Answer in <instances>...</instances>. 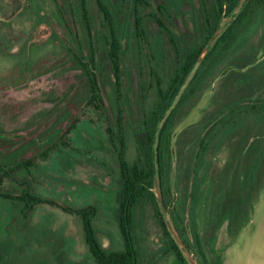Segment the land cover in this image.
Masks as SVG:
<instances>
[{"label": "rangeland", "instance_id": "obj_1", "mask_svg": "<svg viewBox=\"0 0 264 264\" xmlns=\"http://www.w3.org/2000/svg\"><path fill=\"white\" fill-rule=\"evenodd\" d=\"M103 1L120 42L125 96L119 105L108 58L107 27L95 0H0V134H23L16 140L0 138V173L8 172L0 179V191L13 196L0 198V264H95L86 250L80 218L48 204L35 205L25 215L19 201L25 189L62 207H94L93 226L101 247L123 248L113 220L117 144L113 146L107 129L117 134L119 108L124 159L133 163L137 153L132 128L160 104L157 87L164 90L174 71V43L182 56L196 47L202 41L203 11L212 10L211 0H144L136 12L142 34L134 37L130 1ZM75 18L85 54L88 32L92 33L103 98L98 109L82 107L87 80L78 65L84 61L78 53ZM244 23L235 42L178 107L169 132L171 136L182 133L168 147L178 150L177 157L168 153L162 160L166 214L200 264L220 260L224 264H263L264 113L234 108L223 121L237 122L233 135L238 144L221 142L222 130L206 153L213 169L200 160L193 166L197 183L191 199L186 181L191 169L188 154L193 148L188 140L194 143L205 121L239 101L264 98V2ZM74 117L79 121L63 139L66 145L59 144L47 157L34 160L29 170H9L36 155L41 150L36 142L60 127L64 118ZM235 151L239 157L231 158ZM150 190L152 197H146L134 211L133 247L140 264H175ZM193 230L202 256L192 239ZM249 249L252 258L247 261Z\"/></svg>", "mask_w": 264, "mask_h": 264}, {"label": "trees", "instance_id": "obj_2", "mask_svg": "<svg viewBox=\"0 0 264 264\" xmlns=\"http://www.w3.org/2000/svg\"><path fill=\"white\" fill-rule=\"evenodd\" d=\"M130 1V10H132L133 24H132V36L140 37L142 30L140 28L141 18L136 16V12L139 7L144 5V0H129ZM99 11L102 14V18L106 23L107 32H108V58L112 68V73L114 77V94L117 104L122 100L123 93L121 90V67H120V42L118 41L117 34L115 31V26L113 24L111 15L105 6L103 0H95ZM211 11L204 9L201 28L202 32L201 37L202 41L196 45V47L190 48V50L181 55L179 49L175 45L174 41V52L173 57L175 60L174 71L170 76L169 83L167 84L164 90L161 89V86L157 87V91L160 98V104L154 112L150 114L148 119H143L141 124L134 125L132 128V137L136 146L137 157L135 161L131 164L124 159V139L123 132L120 120V110L117 109L116 114V131L117 134L113 135L111 128L107 129L109 134L110 141L114 144H117L115 148V155L118 165V176L116 178V194L115 202L116 208L113 213V220L115 221L117 228L120 232L123 248L121 250H105L101 247L95 230L93 226V220L95 217L96 209L94 207H86L83 209H70L62 207L59 204H56L54 201L47 198L40 197L30 191V189H25L22 194L19 196V201L22 203L21 211L26 215L33 206L38 204H48L60 208L62 211L67 213H73L80 218L81 231L83 239L85 242L86 250L90 254L93 262L95 264H140L139 254L136 249L133 247V238L134 235H131V228L133 227V218L134 211L138 204H141L146 197H152V192L150 189L154 188V176H153V150L152 143L154 139V132L157 129V125L163 117L165 111L168 109L174 95L177 94L180 85L184 82L186 76L190 72L195 60L197 59L198 54L200 53L202 47L208 43L210 39L213 38L212 42L208 46V50L200 65L193 74L191 80L188 82L187 87L184 89L180 95L178 101L174 107L170 110L169 115L165 119L161 129L158 131V145L156 148V162L158 164V177L160 181V190L162 195V205L165 212H167L166 203L164 200L163 193V158L164 154H171L169 151L170 145V128L176 114L178 107L186 100L189 96H192L200 83L205 79L209 73L212 66L218 60L219 56L226 51L238 38L240 33L244 30L246 18L252 17L255 12L260 9L264 0H244L238 13L233 14L234 9L239 3V0H211ZM159 9V7H158ZM73 17L76 16L75 10L72 9ZM85 19V14H83ZM227 18H230L228 22H225ZM156 22L161 26L159 17H156ZM221 27L219 34L216 37L214 33ZM74 28L75 34L78 42V53L82 57V61H78V65L83 69L85 77L87 80V93L85 95L82 107H92L98 109L99 105L103 103L102 93L100 82L95 67V52L94 46L92 45V35L88 32L87 45V54L83 49V37L80 31V27L77 23V18L74 19ZM91 40V42H90ZM170 40V38H169ZM85 48V47H84ZM242 106L249 108H241L246 110L248 113L263 112L264 113V98L257 99L253 98L252 100H243L239 101L236 104H232L230 108ZM220 112V111H219ZM65 119V118H64ZM63 119V122L60 127L56 128L54 132H50L45 137L41 138L36 142L38 149H41L36 155L32 156L30 159H26L13 168H10V171L24 168L29 170L31 166L34 165L37 158L47 157L51 151L56 149L59 144L66 145L63 142L65 136L72 130L79 119L77 117ZM216 118H212L214 121ZM23 134L19 132H5L0 134V138L6 140H16L22 138ZM116 141V142H115ZM45 146V147H44ZM44 147V148H43ZM7 166V165H4ZM1 167V168H4ZM169 168V163H168ZM7 170V169H6ZM5 169L2 170L4 173H0V179L3 176H7L8 172ZM1 183V180H0ZM0 198L3 199H13V196L7 192L0 191ZM154 209L156 216L159 219V223L162 226L163 235L169 240V250L174 252V262L175 264H188L186 259L183 257L180 249L177 247L172 237L168 233L159 213L156 203H154ZM175 228V227H174ZM179 238L183 241L186 248L191 253L187 243L183 239L181 232L175 228ZM185 229H183L184 232ZM192 239L196 245L198 253L202 256V251L198 242V235L195 230L192 231ZM167 243V244H168ZM168 251V249H166ZM198 264H200L197 261Z\"/></svg>", "mask_w": 264, "mask_h": 264}, {"label": "flooded vegetation", "instance_id": "obj_3", "mask_svg": "<svg viewBox=\"0 0 264 264\" xmlns=\"http://www.w3.org/2000/svg\"><path fill=\"white\" fill-rule=\"evenodd\" d=\"M91 35H92V33H91ZM169 42L171 44L172 43V39H170ZM122 88L123 87H122V76H121V90H122L123 97H124L125 94H124V90ZM239 107L240 108H249V107H242V106H239ZM234 108H237V107L235 106ZM234 108H230V107L229 108H224L220 112L219 111L216 112V114H215L216 115L215 116L216 119L214 121H212L211 119H208V120L205 121L204 125L201 128V131L198 132V134L200 133V135H198V136H196L194 138V143H191V138L188 140V144H193V148L189 150V154H188L189 155V163H190L189 166L191 168L190 171H189V175H188L189 181H188V177L186 179L187 186H188L187 187L188 197L190 199L193 197L192 189L194 187L193 184L196 182L195 175L197 174L196 170L193 169V166H197L195 162H198L200 160V163L205 161V162L202 163V165L203 164L207 165L209 167L208 168L209 170L213 169V168H211L213 166L211 164V161L208 162V160H207L206 153L211 150L210 149V145H211V143L214 142L216 136L220 135L222 130H225V134L224 135L221 134L220 137H219L220 141L221 142H230V144L233 143L235 145L238 144L237 143L238 139H236V137L233 135V132L236 129L237 122H235L233 120L223 121L224 117L229 116V114L234 112V110H235ZM228 129H231V131L226 132ZM180 133H182V130H180L178 132H174L172 134V136H171L172 138L170 137V142L174 143L175 140H177L179 138L178 134H180ZM192 133H193V131H192ZM231 136H233V137H231ZM174 145H175V143H174ZM191 150H192V152H191ZM247 150H249V148H246V151ZM177 151L178 150H176V149H175V151H174V149L173 150L170 149L171 155H172V157L174 159L177 157V153H178ZM190 155H191V159H190ZM230 156H231V158L239 157L237 152H236V154H233V156H232V154H230ZM219 169H217V170L214 169V170L216 172H222ZM197 171H198V174H199V170H197ZM251 178H252V175H251ZM237 188H239V189L241 188V187H239V184L237 185ZM187 203L190 204V201H187ZM198 242H199V240H198ZM263 256H264V253L262 254V257ZM262 257H261V260H262V262L264 264V258H262ZM251 258H252V256L250 254V249H249L248 252L246 253V260L248 261V259H251ZM195 260H196V258H195ZM196 262H197V260H196ZM216 264H224V262H223V260H220Z\"/></svg>", "mask_w": 264, "mask_h": 264}, {"label": "water", "instance_id": "obj_4", "mask_svg": "<svg viewBox=\"0 0 264 264\" xmlns=\"http://www.w3.org/2000/svg\"><path fill=\"white\" fill-rule=\"evenodd\" d=\"M244 0H239L238 5L236 6V8L233 11V14H236L239 12L242 4H243ZM230 20V18H227L225 20V22H228ZM223 24H221L220 28L214 33L213 37H216L222 27ZM213 38L210 39L208 41V43H206L200 53L197 56V59L195 60L190 72L188 73V75L186 76L184 82L180 85L179 90L177 92L176 95H174L171 104L169 105L168 109L165 111L163 117L161 118L160 122L157 125V129L154 132V139H153V143H152V150H153V158H152V164H153V176H154V188H153V192L155 195V199H156V204L159 210V213L161 215V218L163 220V223L165 225L166 230L168 231V233L170 234V236L172 237L173 241L175 242V244L177 245V247L180 249L183 257L186 259L188 264H198L195 260V258L193 257V255L189 252V250L186 248L185 244L183 243V241L179 238L175 228L173 227L170 219L168 218L165 210L163 209V205H162V197H161V193H160V181H159V177H158V164L156 162V148L158 145V131L159 129H161L165 119L167 118V116L170 113V110L174 107V105L176 104V102L178 101L180 95L182 94V92L184 91V89L187 87L188 82L191 80L193 74L195 73L196 69L198 68V66L200 65L201 61L203 60L204 56L207 53L208 50V46L210 45V43L212 42Z\"/></svg>", "mask_w": 264, "mask_h": 264}]
</instances>
